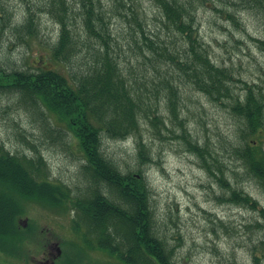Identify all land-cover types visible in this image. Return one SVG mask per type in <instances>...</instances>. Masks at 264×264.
Returning a JSON list of instances; mask_svg holds the SVG:
<instances>
[{
	"label": "rangeland",
	"instance_id": "obj_1",
	"mask_svg": "<svg viewBox=\"0 0 264 264\" xmlns=\"http://www.w3.org/2000/svg\"><path fill=\"white\" fill-rule=\"evenodd\" d=\"M4 1L7 3L6 6H12L7 7L12 19L17 12H21V22L15 24L19 26L24 24L28 14V3L36 0ZM70 1L75 9L72 26L83 46L78 57L71 61L70 68L72 72L74 70L82 72L85 66H89L95 60L94 46L84 30L77 0ZM141 1L147 14L148 34L155 40H158L159 36L160 43L162 40L167 41V28L162 21L160 11L151 0ZM213 1L218 7L223 6L224 1ZM104 2L109 9L113 37L120 47V49L118 47L119 60L123 72L130 84L139 89L146 99L149 98L153 103L160 105V114L168 123V128L162 127V132L159 133L157 127L148 120H141V134L149 148L152 158L150 161L145 163L140 161L139 149L134 137L115 139L102 131L100 137L103 141L104 153L125 173L131 171L139 174L140 169L145 173L147 167L153 166L166 180L171 181L173 174L162 166L163 152L168 149L175 157V174L178 177L191 176L194 183L190 186L196 191H188L184 186L189 183L187 180L184 184L177 181L174 185L188 201L183 207L186 216L181 212V200L175 193L168 192L161 196L150 188L153 224L156 225L157 233L165 240L168 248H174L172 255L176 262L174 264H205V262L206 264H247L245 255L251 256L252 264H264V219L258 210L247 207L248 205L218 198L224 190L200 164L199 157L186 149L182 138L176 134L180 132L177 123L171 124L168 119L170 112L167 108L168 98L166 101L163 84V78H167V70L164 74L165 69L161 67L160 60L156 59L157 55L149 51L141 39L135 41L134 37H141V31L137 24L125 15L129 13L128 6L113 7L112 0H104ZM210 2L199 6L197 16L199 35L209 49L211 58L218 65L227 66L231 70L234 77L232 84L238 90L244 92L245 81L255 82L264 88V47L257 42L258 38H264L262 19L253 12L243 10L237 12L240 23L236 24L214 8L212 0ZM1 24L0 18V68L5 66L13 71L35 72L41 67L54 66L49 48L53 43L50 33L56 31L59 35L60 24L49 14L42 13L39 34L28 38L25 43L12 34L10 28L12 22L11 25L9 24L10 27L5 29ZM140 45L144 51L140 49ZM61 67L65 68V66ZM60 68L59 70H62ZM163 74V78L160 77ZM175 74L179 77L173 82L178 84L180 89L178 90L180 115L184 117L191 132L201 144L211 145L217 151V155L223 156L222 159L228 164L226 172L228 178L231 177L228 180L232 188L243 189L248 194H250L248 189L264 194L255 177L249 176L248 169L234 154V146H240V131L244 127L242 120L231 113L230 106L212 101L204 92L195 88L192 83H188L180 71H175ZM36 99L38 110L35 106H31L30 100L22 99L20 92L0 90L1 142L9 149L12 156L20 153L16 159L22 163H20L22 169L30 172L33 169L32 178L40 184H43V178L52 182L64 181L72 187L73 194L80 196L90 194L89 181L82 176L86 157L78 138L69 131L65 122L49 116L46 107L38 98ZM44 114L47 119L41 121L39 118H43ZM230 123L235 125L234 128L229 129L234 134V140H229L221 129V125L229 128ZM260 138L257 143L264 145V134ZM241 143L243 144L242 139ZM29 152L31 155L28 154ZM38 154L42 155L45 161L43 168L40 169L41 176L34 172ZM8 161L10 163H7V168L14 164L12 160L8 159ZM185 168L187 173L184 171ZM240 168L243 171H239ZM201 172L204 174L203 177L199 174ZM144 180L147 183L145 175ZM0 182H6L4 183L6 187L2 184L1 187L14 195L21 210L17 217L21 227L16 232L19 239L13 236L0 241L2 247L0 264H34L35 254H39L46 248L47 243L53 241L59 242L61 249L62 256L60 255L57 264H129L111 249L99 248L97 239L87 233L86 227L76 226L74 219L79 215L73 208L72 200L59 201L58 198L54 199L50 195L44 196V193L41 195V192L29 193L25 196L18 191V183H9L6 180ZM213 184L217 187H213ZM102 191L107 196L116 197V192L111 187H103ZM0 196L3 200H11L12 195L2 193ZM251 197L254 198L252 195ZM256 200L260 203L258 199ZM205 204L208 207H205ZM212 209H219L229 219L225 220ZM233 209L243 211H233ZM245 212L249 215H244ZM233 217H238L239 222ZM209 232L211 236L208 235ZM197 235L203 237V243L196 240ZM222 236L227 238L224 241L229 246L227 254L218 244ZM237 249L244 251L241 253Z\"/></svg>",
	"mask_w": 264,
	"mask_h": 264
},
{
	"label": "trees",
	"instance_id": "obj_2",
	"mask_svg": "<svg viewBox=\"0 0 264 264\" xmlns=\"http://www.w3.org/2000/svg\"><path fill=\"white\" fill-rule=\"evenodd\" d=\"M112 1L113 7L128 6L129 13L125 15L129 16L141 31V37H134L135 41L141 39L148 50L157 55L156 59L160 60L161 67L165 69L164 74L167 70V78H163L164 74L160 77L163 78L166 101L168 98V119L171 124L176 122L180 129L179 133L172 129L171 131L180 135L186 149L199 157L200 164L224 190L218 198L248 205L247 207L258 210L264 219V207L256 199L243 189L232 188L226 172L228 164L222 159L223 156L217 155L211 145L201 144L191 132L184 117L180 115V89L178 84L173 82L179 77L175 71H180L188 83H192L212 101L230 106L231 113L242 120L244 127L240 131V146L233 145L234 154L248 169L249 176L255 177L264 190V145L257 143L264 134V88L255 82L245 81L244 92L238 90L232 84L234 77L231 70L227 66L218 65L211 58L209 49L200 38L197 16L199 6L202 3H211L210 0H151L160 11L167 28V41L162 40V43L159 36L158 40H155L147 32V14L141 0ZM222 1L223 6L220 8L212 0L213 7L236 24L240 23L237 12L243 10L255 13L264 23V0ZM76 4L79 5L77 8L80 9L84 30L93 41L95 57L94 62L85 66L82 72H72L70 68L71 61L78 57L83 48L72 26L75 9L70 0L29 2L24 24H13L11 27L9 24L11 25L12 17L7 8L9 6H6L4 0H0L1 26L3 29L10 27L12 34L22 43L39 34L42 13L49 14L60 24L58 39L49 46L54 66L41 67L35 72L13 71L4 66L5 69L0 68V90L20 92L22 99L30 100L31 106L35 108L38 98L46 107L49 116L65 122L69 131L78 138L85 153L84 179L89 181L90 194L75 195L72 187L64 181L52 182L43 178V184H40L32 178L28 170L22 169V163L10 155L9 149L1 140L0 181L18 183V191L25 196L41 192V195L44 193V196L50 195L59 201L72 200L73 208L79 215L74 219L76 226L82 225L92 231L91 234L99 239L103 246L117 253L128 263L136 261V249L146 244L157 247L153 253L157 262L174 264V248H168L153 224L150 188L144 180L143 169L139 170V174L120 170L115 161L104 153L100 137L102 131L115 139L134 137L140 161L145 163L152 158L141 134V120H148L157 127L159 133L162 132V127L168 128V123L160 114V105L153 103L149 98L146 99L139 89L130 84L123 72L118 41L113 37L109 9L104 0H77ZM257 42L264 47V38H258ZM140 49L144 51L141 45ZM241 93L244 94L243 101L240 99ZM39 119L45 121L47 116L44 114L43 118ZM39 158L40 163H36L35 173L36 169L40 171L43 163L45 164L43 156L39 155ZM8 159L14 162L9 168ZM4 183L6 182H0V195L10 194L12 201L3 200L0 196V241L13 236L18 240L16 232L21 227L17 217L21 210L14 195L5 190ZM1 184L4 187H1ZM36 186L38 188H35ZM106 186L116 192L115 198L103 194L102 188ZM3 248L7 250L6 247Z\"/></svg>",
	"mask_w": 264,
	"mask_h": 264
},
{
	"label": "clouds",
	"instance_id": "obj_3",
	"mask_svg": "<svg viewBox=\"0 0 264 264\" xmlns=\"http://www.w3.org/2000/svg\"><path fill=\"white\" fill-rule=\"evenodd\" d=\"M9 7L11 8L12 6H9ZM21 18H22L21 12H17L12 19V23L16 24V23L21 22ZM50 35H51L52 42L55 43L56 40L58 39L57 32L52 31L50 33ZM240 99H241V101L244 100V94L243 93L240 94ZM234 127H235V125L231 124V123L229 124V128H225L224 125H221V129L225 132V135L227 136V138L229 140L235 139L233 132L229 130L230 128H234ZM28 154L31 155L30 152ZM153 158L154 159L156 158L155 153H153ZM162 159H163V165L162 166L165 169H167L168 172L173 174L171 181L166 180L157 168H155L153 166H149L146 168L145 173H144V175L146 177L147 185L149 188L154 189L155 192L159 193L161 196H164L168 192L175 193L177 195V197L181 200V212L183 213L184 204L188 203V201L184 198L183 193L179 192L177 190V188L174 187V185L176 184L177 181H179L181 184H184V181L187 180L189 183L185 184L184 186L188 188L189 192H192V191H196L195 189H193L190 186L191 183H194V181L192 180L190 175H187L184 177H178L175 174V172H174L175 157L172 155L171 152L168 151V149L164 150L163 155H162ZM238 170L243 171L242 168H240ZM184 171L187 173V168H185ZM199 174L201 177H203V175H204L202 172ZM229 178L231 179V177H229ZM213 187H217V186L215 184H213ZM248 191L250 192V194L255 199H258L260 201L261 206L264 207V194H261L257 191H253L251 189H248ZM197 198H199V197H197ZM204 206L208 207V205H206V204ZM212 210L218 212L219 216L223 217L225 220L229 219V217H226L225 213L219 211V209H212ZM233 211H243V210L233 209ZM183 214L185 216L187 215V213H183ZM244 215H249V213L245 212ZM233 219H236L237 222H239L238 217H233ZM208 235L211 236L212 234L209 232ZM195 238L199 243L204 242L203 237L200 235H197ZM226 239H227L226 237L222 236V239L220 241H218L220 249L225 254H227L229 251V246L227 244H225V242H224ZM170 243H171V241H170ZM237 251L243 253L244 250L243 249H237ZM244 259L247 261V264H252L250 255H245ZM205 264H206V262H205Z\"/></svg>",
	"mask_w": 264,
	"mask_h": 264
},
{
	"label": "flooded vegetation",
	"instance_id": "obj_4",
	"mask_svg": "<svg viewBox=\"0 0 264 264\" xmlns=\"http://www.w3.org/2000/svg\"><path fill=\"white\" fill-rule=\"evenodd\" d=\"M16 154H18V155H15V157H19V153H16ZM38 162L40 163V158H37L36 163H38ZM30 173H33V169L31 170ZM36 174L38 176H41L40 171L37 169H36ZM25 222L27 223V220H25ZM88 233L91 234L93 232L88 231ZM97 241L99 244V248H103V249L106 248L105 246H103L100 243L99 239H97ZM45 247L46 248L43 251H40L39 254H35L34 264H57V260L60 258V255H61V253H60L61 249L59 246V242L53 241L52 243H47ZM118 248L122 249L120 247H118ZM143 264H166V263H163V262H147V263H143Z\"/></svg>",
	"mask_w": 264,
	"mask_h": 264
},
{
	"label": "bare ground",
	"instance_id": "obj_5",
	"mask_svg": "<svg viewBox=\"0 0 264 264\" xmlns=\"http://www.w3.org/2000/svg\"><path fill=\"white\" fill-rule=\"evenodd\" d=\"M156 246L154 245H142L139 246L136 250L138 254V258L136 259L135 262H129V264H143L145 261L147 262H157L155 257L153 256L154 250H156ZM142 252L140 255L139 252ZM159 262V261H158Z\"/></svg>",
	"mask_w": 264,
	"mask_h": 264
}]
</instances>
